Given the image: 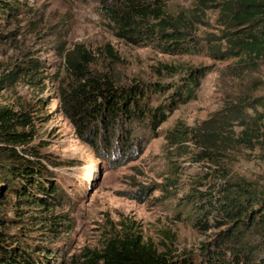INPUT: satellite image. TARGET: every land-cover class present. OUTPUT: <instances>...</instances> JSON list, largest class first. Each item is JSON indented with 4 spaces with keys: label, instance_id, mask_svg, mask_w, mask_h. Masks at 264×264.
I'll use <instances>...</instances> for the list:
<instances>
[{
    "label": "rangeland",
    "instance_id": "obj_1",
    "mask_svg": "<svg viewBox=\"0 0 264 264\" xmlns=\"http://www.w3.org/2000/svg\"><path fill=\"white\" fill-rule=\"evenodd\" d=\"M19 1L18 13L0 16L5 32L0 35V106L29 110L31 123L22 128L31 132L30 144L52 170L59 195L48 200L53 225L44 226L43 218L30 215L36 207L25 206L17 214L11 203H3L16 194L2 188L0 213L17 222L6 218L7 244H21L39 258L43 251L37 243L46 242L54 256L50 264H86L83 252L101 250L106 238L128 229L174 257L190 254L202 262L204 244L227 227L203 230L195 220L207 213L218 185L243 177L264 194L259 144L215 151L211 156L219 157L217 163L209 156L199 159L205 156L202 135L180 133L198 131L203 119L255 79L260 81L255 92H264L263 66L245 77L235 71L238 56L229 51L226 36L238 26L230 11H222L224 0H163L166 12L193 32L198 44L191 51H164L155 40L133 43L119 36L103 10L104 0ZM66 55L77 64L68 66ZM36 66L40 70L32 73ZM194 72L203 74L193 97L166 111L153 129L144 120L125 118L109 132L94 119V133L77 122L66 102L86 74L118 84H176ZM172 90L151 92L147 101L156 105ZM207 218L213 221L211 214Z\"/></svg>",
    "mask_w": 264,
    "mask_h": 264
},
{
    "label": "trees",
    "instance_id": "obj_2",
    "mask_svg": "<svg viewBox=\"0 0 264 264\" xmlns=\"http://www.w3.org/2000/svg\"><path fill=\"white\" fill-rule=\"evenodd\" d=\"M164 5L163 0L102 2L104 12L118 26L119 36L133 43L144 38L155 40L164 51H191L198 44L193 41V32L185 23L168 14ZM20 6L19 0H0V16L10 17L18 13ZM222 11H230L233 24L238 26L236 31L228 29L229 35L226 36L229 51L238 56L240 68L235 71L244 77L247 73L253 74L264 67V0H224ZM4 33L0 31V35ZM66 60L68 66L77 64V60L69 55H66ZM39 70L36 66L32 73ZM202 74H188L176 84L162 80H134L118 84L109 77L86 74L66 102L74 111L77 122L94 133L97 126L90 125L94 119L99 121L102 130L109 132L119 119L125 118L144 120L153 129L165 119L166 111L193 97V87ZM259 84L260 81L255 79L245 90L230 97L219 110L202 120L198 131H180L188 137L191 134L202 135L201 141L205 142L202 154L205 156L199 159L209 156L219 163V157L213 158L211 153L217 151L220 154L228 148H254L258 144L261 149L259 157L264 159V92H255ZM173 87L164 101L156 105L147 101L149 93ZM30 123L29 110L0 106V194L2 188H10L16 199H3V203H11L17 214H21L25 206L36 207L38 212L30 215L43 218L44 226H52V221L48 220L53 216L48 214L51 209L48 200L59 193V187L53 180L52 170L50 172L46 162L39 157L41 153L30 144L31 132L22 128ZM217 191L216 199H210L211 206L204 209L207 211L204 217L200 214L195 220L203 230L225 224L227 227L220 228L217 237L204 244L202 257L205 258L202 262H195L190 254L174 257L169 251L159 250L141 233L127 229L106 238L101 250L83 252L85 263L264 264V194L243 177L224 179ZM212 194L210 192L209 195ZM209 214L213 216L211 222L207 218ZM6 218L12 225L17 224L15 216L9 218L0 213V264H50L54 260L46 242L37 243L38 251H43L42 255H36L39 258L31 255L21 244L8 245L4 236V228L9 227L5 223Z\"/></svg>",
    "mask_w": 264,
    "mask_h": 264
}]
</instances>
